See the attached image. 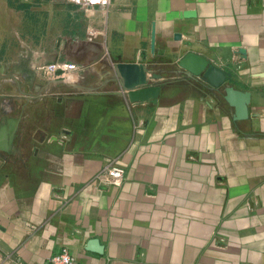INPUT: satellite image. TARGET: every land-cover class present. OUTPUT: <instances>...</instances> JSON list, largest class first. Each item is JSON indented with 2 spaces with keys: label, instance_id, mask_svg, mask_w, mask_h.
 <instances>
[{
  "label": "crops",
  "instance_id": "obj_1",
  "mask_svg": "<svg viewBox=\"0 0 264 264\" xmlns=\"http://www.w3.org/2000/svg\"><path fill=\"white\" fill-rule=\"evenodd\" d=\"M37 3L38 45L29 18L20 50L7 28L0 58V125L15 120L0 148V264H46L61 246L77 264H264V0ZM189 50L225 83L191 86L177 63ZM117 60L161 74L155 102L127 99ZM225 84L250 91L245 117ZM20 86L29 98L12 114ZM33 94L43 136L26 142Z\"/></svg>",
  "mask_w": 264,
  "mask_h": 264
},
{
  "label": "water",
  "instance_id": "obj_2",
  "mask_svg": "<svg viewBox=\"0 0 264 264\" xmlns=\"http://www.w3.org/2000/svg\"><path fill=\"white\" fill-rule=\"evenodd\" d=\"M184 15L194 14L193 10H185ZM155 31L152 25L150 34V48L154 50ZM185 70L201 78L213 86L225 83L227 73L219 66L210 63L209 60L194 51L185 52L177 61ZM114 71L117 78L121 80L122 87L126 90L127 99L131 102H144L146 100L155 102L160 90L159 83L151 84L149 78H160L159 72L146 69L139 61L117 60L108 65ZM224 98L234 107L235 116L243 118L247 115V105L250 100V91L242 90L231 84L224 85ZM15 130V120L12 117L6 119V123L0 125V148L8 149Z\"/></svg>",
  "mask_w": 264,
  "mask_h": 264
},
{
  "label": "rangeland",
  "instance_id": "obj_3",
  "mask_svg": "<svg viewBox=\"0 0 264 264\" xmlns=\"http://www.w3.org/2000/svg\"><path fill=\"white\" fill-rule=\"evenodd\" d=\"M38 0H0V58H2V55L5 52V48H6V39L9 36H6L8 34V29H10L9 32H13V47L14 49H21V43H22V39H23V31H22V24L24 20L27 19H31L30 23H31V29L29 30V39L31 40L32 44L37 46L38 45V40H39V36L36 34V29H37V24H38V19H37V7H38ZM46 6H47V12L52 11L54 12L55 10H58V12H60V5L59 4H54L53 0H46ZM63 8L67 7L63 6ZM63 13V12H62ZM67 16V15H66ZM66 16H58V19L55 21L53 19L50 20V25L52 30L54 31V29L61 31V26L65 23V19L64 17ZM68 21V20H67ZM33 32H35V34H32ZM9 39V38H8ZM54 37H48L47 40H51L53 41ZM21 52V51H19ZM40 69L42 70V68L40 67ZM165 69V68H163ZM166 70V69H165ZM61 71L56 72L55 74H60ZM183 74H185V72H183ZM189 75V74H188ZM191 76L188 77H184L185 79H189L190 83H192L191 86H195V83L200 82L201 80V76L200 75H194L192 73H190ZM194 84V85H193ZM67 84H60L59 88H62L63 90H68V89H75L74 88H70L73 87L70 85V87H65ZM16 86V85H15ZM69 86V85H68ZM20 95L16 96L15 98V109L12 110V114H18V112L20 111V109L23 108V106L25 105V103L28 101L27 99L29 97H27L28 95V91H23L22 87L20 86ZM16 90H14L15 92ZM69 91V90H68ZM18 94V92L16 93ZM25 98H23V97ZM33 97H30V99H32V101L30 102V104L27 106L28 111H32L33 113L30 114V116H27L29 118H26V122L28 123L27 125V129H26V135L24 136L26 142H30V141H36L38 139H40L43 136L42 131L40 130L41 128H38V123H39V119H40V123H41V119L43 118V115H39V113L41 112V110L39 109V106L37 104L36 97H38L36 94L31 95ZM2 104V107L4 108L3 111H5V107L7 105V102L5 100L2 101L0 100V105ZM51 104V105H50ZM46 105L49 106V109H51V113L52 109L54 110L55 106H54V101H47ZM2 108V109H3ZM39 109V110H38ZM59 109V107H58ZM54 115H51V119L54 118ZM2 120V119H1ZM52 126L53 122H52ZM29 129V130H28ZM19 136H17L18 138ZM27 151V150H25Z\"/></svg>",
  "mask_w": 264,
  "mask_h": 264
},
{
  "label": "built area",
  "instance_id": "obj_4",
  "mask_svg": "<svg viewBox=\"0 0 264 264\" xmlns=\"http://www.w3.org/2000/svg\"><path fill=\"white\" fill-rule=\"evenodd\" d=\"M82 6L94 5V4H107L109 0H74ZM78 68L77 64L74 62L62 63L58 65L56 69L63 70H76ZM105 170L113 176L114 178L120 177L123 174V169L115 165H107ZM46 264H77L74 255L71 253L67 246H61L56 249L47 259Z\"/></svg>",
  "mask_w": 264,
  "mask_h": 264
}]
</instances>
